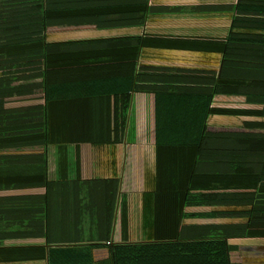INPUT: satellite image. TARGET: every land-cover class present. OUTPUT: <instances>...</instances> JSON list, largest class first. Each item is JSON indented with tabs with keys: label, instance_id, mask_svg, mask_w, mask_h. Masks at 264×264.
Returning <instances> with one entry per match:
<instances>
[{
	"label": "trees",
	"instance_id": "obj_1",
	"mask_svg": "<svg viewBox=\"0 0 264 264\" xmlns=\"http://www.w3.org/2000/svg\"><path fill=\"white\" fill-rule=\"evenodd\" d=\"M198 22L221 28H165ZM262 33L264 0H0V246L42 264H242L232 236L184 225L209 204L193 185L159 192L155 240L133 241L131 195L96 152L119 151L123 174L137 94L153 96L154 145L199 158L213 107L264 117ZM246 127L264 148V126ZM66 147L77 174L60 180Z\"/></svg>",
	"mask_w": 264,
	"mask_h": 264
},
{
	"label": "crops",
	"instance_id": "obj_2",
	"mask_svg": "<svg viewBox=\"0 0 264 264\" xmlns=\"http://www.w3.org/2000/svg\"><path fill=\"white\" fill-rule=\"evenodd\" d=\"M8 53H22L21 47L10 48ZM139 96L146 95H135V101ZM147 96L148 102L140 103L141 109L145 105V117L154 112L153 96ZM237 102L243 103L240 99H237ZM261 109L240 106L213 107L208 122L211 148L203 150L201 158L198 150L156 147L154 136L151 134L148 144H142L141 148H129L123 174L116 154L115 158L110 159V177L121 178L122 192L131 195L133 241L155 240L159 192L187 196L193 185L196 198L205 199L202 205H211L190 209L189 211L195 214V219L184 225L216 226L220 232L232 236L229 243L238 248L242 264H264V148L257 146L260 149H248L251 145L243 141H254V137L246 136V124L264 126ZM242 136L244 138H241ZM139 137L142 140V137ZM74 151L76 153L75 148ZM69 160L71 161L68 156L67 168L66 161L61 160L60 168L63 171L61 173V170H58L60 180L71 178ZM101 175L100 173L98 177ZM3 196L4 194L0 193V199ZM6 205L9 206L7 203ZM0 227L2 232L11 230L3 224ZM23 228L25 229V225ZM2 245L4 246H0V264H37L36 260L42 264V255H29L24 249L26 246L12 252L9 246H5L10 243ZM29 260L31 262H28Z\"/></svg>",
	"mask_w": 264,
	"mask_h": 264
},
{
	"label": "rangeland",
	"instance_id": "obj_3",
	"mask_svg": "<svg viewBox=\"0 0 264 264\" xmlns=\"http://www.w3.org/2000/svg\"><path fill=\"white\" fill-rule=\"evenodd\" d=\"M211 27L221 28L220 26L207 25V24H204L202 22L194 23L192 25H182V26L175 25V26H172V27H165V28H172V29L176 30L175 32H178L177 29H182V28H184V29H192V31H195V33H197L198 30L208 29V28H211ZM162 31L166 32L163 29H162ZM87 62H91V61H66V62L58 63V65L87 63ZM148 99H149V96H139L137 101H135L136 102L135 103L136 104V113H135V122H134L135 125H134V127H135L136 136H135V143L131 144V145L128 144L129 148H131V149H133V148H135V149L136 148H141L142 144L145 145V143L148 144L150 142L152 129H153L152 112H151L149 117H145V114H144L145 105L142 107V109L140 108L141 107L140 103L148 102ZM139 136L142 137V140H140ZM74 148L75 147H66V152L62 153V155L63 154L64 155L60 159V161L61 160H63L64 162L66 161V163H65L66 168L68 167L67 166V158H68V156H69V159H71V161L70 160L68 161V165L71 166V169H70L71 172H69V173H71L69 175V176H71V178L76 175L75 174V170H76V167L78 165L77 164V154L75 153ZM104 150L105 149H102V151H99V152L97 150L96 155L100 154V157H103L105 154L109 153L108 157H110V159L113 158V157L115 158V154H116L117 159L119 158V151H116L115 148H111L108 152H106V150L105 151ZM72 157L74 158V160H72ZM104 160H105V158H104Z\"/></svg>",
	"mask_w": 264,
	"mask_h": 264
}]
</instances>
